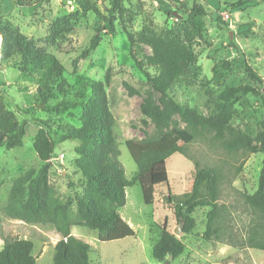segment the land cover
Segmentation results:
<instances>
[{
    "label": "rangeland",
    "instance_id": "374dc122",
    "mask_svg": "<svg viewBox=\"0 0 264 264\" xmlns=\"http://www.w3.org/2000/svg\"><path fill=\"white\" fill-rule=\"evenodd\" d=\"M72 1L73 4L68 5L62 0H21L18 5L17 0H0V107L18 123L27 122L21 147L0 148V251L5 237L31 240L36 264H53L55 246L61 235L51 225L11 219L5 215L4 207L14 181L29 170L38 171L42 165L34 150L40 130L38 121L48 123L56 139L49 183L63 202L73 201V212L84 188L75 166L74 148L78 142L61 141L60 131L80 126L82 108L91 95V83L102 82L105 86L115 118L119 159L129 180L138 174V167L126 141L145 140L156 132L152 122H143L140 105L152 88L130 58L129 40L121 20L115 23L116 35L103 31L98 48L89 50L96 29L103 27L102 18L108 15L110 1ZM122 1L126 26L132 33L161 34L179 27V19L169 17L158 0ZM239 1L180 0L186 4L187 14L194 5L204 7L207 15L202 20L206 32L197 36L194 43L196 70L176 83L172 95L181 104L198 109L206 116L216 111L225 90L257 86L248 76L244 61L264 84V5L258 0ZM89 8L91 10L86 11ZM217 16L226 26H218ZM15 28L26 35L27 41L10 47L15 44ZM27 49L41 54L44 59L39 65L23 61L22 53ZM144 52L152 55L148 46H144ZM52 56L64 68L63 89L59 91L58 83H54L53 98L43 103L42 91L49 85L46 75ZM225 60L230 61L231 70L223 71L224 78L219 82L214 69L222 72L221 62ZM126 83L137 94L130 95ZM261 90L264 94V85ZM155 97L158 99L159 94L155 93ZM65 102L78 107L72 109L65 106ZM233 110L231 126L256 138L264 121V100L252 94L240 95L234 100ZM174 122L179 128L186 126L179 117H175ZM186 154L188 158L174 154L166 162L171 194L189 192L196 166L215 172L219 179L222 240H204L211 209L200 208L193 214V232L183 236L186 246L183 255L169 264H264L263 251L234 247L228 242L231 236L241 240L247 235L253 215L244 204L243 194L251 195L257 190L264 171V154L229 153L221 141L214 139L213 133L198 136L186 147ZM160 189L162 195L167 194L166 186ZM126 197V205L119 213L133 228L135 237L102 242L96 231L82 226L72 227V234L90 245L91 264H165L154 258L153 249L164 226L172 230L179 226L173 206L162 198L153 205L145 204L139 183L126 189Z\"/></svg>",
    "mask_w": 264,
    "mask_h": 264
},
{
    "label": "trees",
    "instance_id": "16d2710c",
    "mask_svg": "<svg viewBox=\"0 0 264 264\" xmlns=\"http://www.w3.org/2000/svg\"><path fill=\"white\" fill-rule=\"evenodd\" d=\"M109 1L108 15L102 18L103 27L96 29L89 50L94 51L98 48L103 31H107L111 36L116 35L115 23L121 20L123 31L129 40L130 58L135 68L146 78L153 92L148 93L140 105L143 122L145 124L148 121L152 122L156 132L153 137L145 140L126 141V147L138 167V174L129 180L119 159L120 150L114 131L115 118L108 104L105 86L102 82L91 83L89 87L91 95L82 108L80 126L67 127L60 131L61 141L78 142L74 148L75 166L81 174L84 188L83 193L77 198L76 211L73 212V201L68 199L63 202L56 196L49 183V172L56 154V139L53 128L44 121H38L40 130L35 138L34 150L42 165L38 171L29 170L14 181L4 213L14 220L54 227L62 238L55 246L53 264H91V247L72 234L71 229L74 226L96 231L102 242L135 237V231L122 218L119 209L126 205V189L136 183L141 186L145 204L153 205L162 198L168 205L173 206L178 223L183 222L184 228L180 237L174 234V230L164 226L161 237L153 249V256L158 262L166 263L169 256H173L175 260L183 255L186 249L183 236L193 232L195 228L193 214L200 208L211 209L207 217L204 240L221 241L223 227L219 225L221 220V207L218 204L219 179L215 172L207 168L198 169L196 166L189 192L173 196L169 189L166 162L174 154L187 157L186 147L198 136L206 133H213L214 139L221 141L229 153L242 151L249 154H264V121L262 130L256 138L231 126L234 100L238 96L252 94L264 100L261 90L264 84L247 61H244L246 71L257 86L243 85L225 90L220 96L216 111L209 116L198 109L181 104L172 95L176 83L196 70L194 43L197 36L206 32L202 17L207 13L202 5H194L192 12L187 14L185 12L187 6L180 0H158L165 7L169 17L179 19V27L161 34L147 32L135 34L126 26L123 1ZM258 1L264 5V0ZM17 4L21 5V0H17ZM90 10L89 8L86 11ZM215 21L220 28L226 26L219 16ZM14 34L15 44L9 45L10 47L27 41L26 35L18 28L14 29ZM144 46L151 48L152 55L145 54ZM22 54L26 63L39 65L44 59L40 53L29 52L28 49ZM221 68L220 73L214 69L218 81L224 78L223 71L231 70L230 61H222ZM63 72V66L52 56L46 75V82L51 88L48 85L42 91L43 103L53 98L54 83H58L59 91L63 89ZM125 88L130 95L137 94V91L127 83ZM155 93L159 94L158 99ZM63 104L72 109L78 107L75 103ZM175 117H179L186 125L185 128L176 125ZM172 124L175 125L171 127ZM26 125V121L18 123L12 114L0 107V148L21 147ZM162 186L168 188L166 195H162L160 189ZM243 198L245 206L252 212L253 220L243 239L235 240L231 236L228 242L234 247L264 252V171L255 193L251 195L244 193ZM33 250L34 244L31 240L5 237L0 251V264H36Z\"/></svg>",
    "mask_w": 264,
    "mask_h": 264
},
{
    "label": "water",
    "instance_id": "95a60500",
    "mask_svg": "<svg viewBox=\"0 0 264 264\" xmlns=\"http://www.w3.org/2000/svg\"><path fill=\"white\" fill-rule=\"evenodd\" d=\"M174 13H175V15H177V12H176V11H174ZM182 230H183V222L180 221L179 226L174 230V234H175L176 236L180 237L181 234H182ZM173 260H174L173 256H169V257L167 258V261H166L165 264H169V263L172 262Z\"/></svg>",
    "mask_w": 264,
    "mask_h": 264
},
{
    "label": "built area",
    "instance_id": "2783aa9c",
    "mask_svg": "<svg viewBox=\"0 0 264 264\" xmlns=\"http://www.w3.org/2000/svg\"><path fill=\"white\" fill-rule=\"evenodd\" d=\"M62 1H65L68 5H72L73 4L72 0H62Z\"/></svg>",
    "mask_w": 264,
    "mask_h": 264
}]
</instances>
